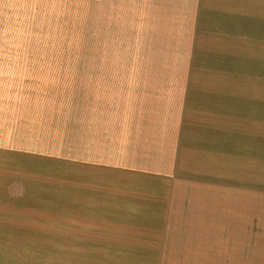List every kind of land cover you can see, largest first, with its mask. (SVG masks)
<instances>
[{"label": "rangeland", "instance_id": "374dc122", "mask_svg": "<svg viewBox=\"0 0 264 264\" xmlns=\"http://www.w3.org/2000/svg\"><path fill=\"white\" fill-rule=\"evenodd\" d=\"M0 150V264H264V0H0Z\"/></svg>", "mask_w": 264, "mask_h": 264}, {"label": "crops", "instance_id": "0c3cea01", "mask_svg": "<svg viewBox=\"0 0 264 264\" xmlns=\"http://www.w3.org/2000/svg\"><path fill=\"white\" fill-rule=\"evenodd\" d=\"M0 152H1L0 156L5 158V160L0 159V165H3L4 163L13 162L14 164L17 163L18 167H19V165H21V162H23L22 166H24V170H27L29 173H32L34 170L38 169V165L40 164V162H39L40 158H38L37 156H35V158H32L31 155L23 156V153L15 152L14 150H0ZM22 156H23V159L20 160V157H22ZM42 167H46L45 163L43 164ZM40 169H41V167H40ZM42 171H44V173H45L44 169ZM129 173H135V172L130 171ZM38 175H39V171H38ZM132 179L137 180V178H133V177H132ZM104 181H106L108 183L111 182V174H110V172H108V174H106V177L104 178ZM204 183L213 192L218 194V181L210 182V181L204 180ZM12 186H14V185H12ZM136 186L137 185H128L125 182L122 190L120 192H118V197L117 198L113 197L112 199L109 200V202L111 204H113L114 201H116L117 199H127L126 197H128L129 199H137V196L141 195V194L143 195V193L139 190V188H138V191H137ZM8 188H9L8 184L6 182H4L2 184V188H1L2 200L0 198V203H8L9 199L11 201H14L15 198H14L13 195L10 194V192L8 191ZM171 190L173 191V187H172ZM154 197H155V201L159 205V201L158 200H160L161 197H162V189L161 188L156 190V193L154 194ZM153 199H151V200L153 201ZM127 202H128V205H127ZM135 202L136 201L127 200V201H125L122 204L115 205L114 211L120 213V216L123 218L119 222H121V221L127 222L128 220H129V222H133L132 219H134V216L133 217L132 216H128L127 212L129 214H131V215H134V213L132 211L130 213L129 210H127V208L128 207L130 208V207L134 206ZM152 204L156 205L155 203H151L150 205H152ZM158 205H156V206H158ZM116 208H117V210H115ZM181 213H183V214L189 213V214L192 215L193 208L182 209ZM101 236L109 238L108 232H106V231H104ZM111 246H113V248L115 247V248L121 249V246H118V245H107V244H97V243H94L92 248L108 249V248H112ZM133 248H137V249L136 250L132 249L133 251L130 252V256L129 257L126 256L128 259H130L128 261L129 263H135L134 260H132V258L137 260L140 257H141V259L142 258L151 257V256H149L150 253H148V251L152 248L150 243H148L147 245H144V246H138V245L137 246H133ZM106 262L109 263V264H116L115 261H113V260H110V262H108L106 260ZM1 264H9V263L8 262H3Z\"/></svg>", "mask_w": 264, "mask_h": 264}]
</instances>
